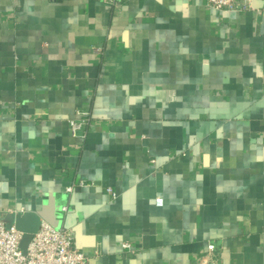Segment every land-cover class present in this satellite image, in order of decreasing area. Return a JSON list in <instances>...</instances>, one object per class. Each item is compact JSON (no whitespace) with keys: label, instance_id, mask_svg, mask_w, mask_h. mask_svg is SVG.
I'll list each match as a JSON object with an SVG mask.
<instances>
[{"label":"crops","instance_id":"0c3cea01","mask_svg":"<svg viewBox=\"0 0 264 264\" xmlns=\"http://www.w3.org/2000/svg\"><path fill=\"white\" fill-rule=\"evenodd\" d=\"M246 1L0 0V210L63 223L90 264H195L208 241L264 264V0Z\"/></svg>","mask_w":264,"mask_h":264},{"label":"built area","instance_id":"2783aa9c","mask_svg":"<svg viewBox=\"0 0 264 264\" xmlns=\"http://www.w3.org/2000/svg\"><path fill=\"white\" fill-rule=\"evenodd\" d=\"M114 6L116 0H95ZM209 6L216 10L243 11L249 7L246 0H207ZM80 117L69 120L71 136H86L85 126L87 118L77 112ZM76 183L65 188L67 193H72ZM78 185H84L82 181ZM92 185V184H91ZM113 196L116 194L106 188ZM69 212L68 203L60 207V218L63 220ZM24 212L21 211L20 214ZM4 212L0 210V264H90L89 258L75 246L74 235L63 223L54 226L41 220L36 233H34L25 249L20 247L23 232L14 225L7 226L4 221ZM124 248H129L124 243ZM217 246L214 241H208L205 252L196 259L195 264H218Z\"/></svg>","mask_w":264,"mask_h":264},{"label":"water","instance_id":"95a60500","mask_svg":"<svg viewBox=\"0 0 264 264\" xmlns=\"http://www.w3.org/2000/svg\"><path fill=\"white\" fill-rule=\"evenodd\" d=\"M4 221L7 226L14 225L16 229L23 232L20 247L25 249L32 235L37 232L41 218L33 212H26L23 214L8 213L5 214Z\"/></svg>","mask_w":264,"mask_h":264}]
</instances>
